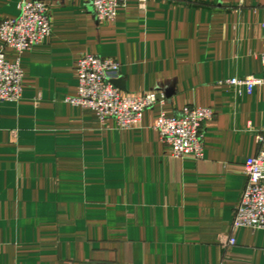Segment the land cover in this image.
Segmentation results:
<instances>
[{"label": "crops", "instance_id": "obj_1", "mask_svg": "<svg viewBox=\"0 0 264 264\" xmlns=\"http://www.w3.org/2000/svg\"><path fill=\"white\" fill-rule=\"evenodd\" d=\"M22 1L0 0V20ZM40 1L51 34L5 49L23 96L0 101V264H264V229H231L264 94L229 82L264 77V0H127L113 21L89 0ZM82 54L120 63L121 94L166 100L134 128L99 120L66 101ZM186 105L213 111L200 159L174 157L154 127Z\"/></svg>", "mask_w": 264, "mask_h": 264}, {"label": "built area", "instance_id": "obj_2", "mask_svg": "<svg viewBox=\"0 0 264 264\" xmlns=\"http://www.w3.org/2000/svg\"><path fill=\"white\" fill-rule=\"evenodd\" d=\"M126 1L89 0V6L97 20L113 21L118 7ZM50 34L48 7L40 0L22 1L18 16L0 20V101L17 102L23 96L20 59L8 60L5 49L11 48L21 53L39 44ZM262 41L260 57L264 64V20ZM76 73L77 92L67 97L66 101L93 111L101 121L113 119L120 130L139 126L145 110L163 104L166 100V95L160 91L121 94L113 82L119 77L120 63L113 57L82 54L77 61ZM229 82L238 88L244 86L248 91L261 86L264 94V77L246 76L232 78ZM212 117L210 108L186 105L172 115L161 111L154 127L174 157L200 159L204 155L203 126ZM258 142V152L244 164L246 181L234 209L232 230L239 227L264 229V125L258 135ZM228 242L234 244V237H230Z\"/></svg>", "mask_w": 264, "mask_h": 264}, {"label": "water", "instance_id": "obj_3", "mask_svg": "<svg viewBox=\"0 0 264 264\" xmlns=\"http://www.w3.org/2000/svg\"><path fill=\"white\" fill-rule=\"evenodd\" d=\"M114 84L118 87V88H120V89H124L122 86H121V84H120V79L119 78H117V79H115L114 81Z\"/></svg>", "mask_w": 264, "mask_h": 264}]
</instances>
